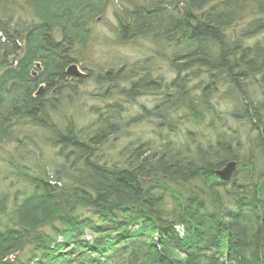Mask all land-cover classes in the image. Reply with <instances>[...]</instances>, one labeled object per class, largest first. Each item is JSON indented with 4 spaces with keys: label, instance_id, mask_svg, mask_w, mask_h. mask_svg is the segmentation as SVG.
<instances>
[{
    "label": "trees",
    "instance_id": "obj_1",
    "mask_svg": "<svg viewBox=\"0 0 264 264\" xmlns=\"http://www.w3.org/2000/svg\"><path fill=\"white\" fill-rule=\"evenodd\" d=\"M107 5L0 0V264H264V0L119 7L95 71Z\"/></svg>",
    "mask_w": 264,
    "mask_h": 264
},
{
    "label": "rangeland",
    "instance_id": "obj_2",
    "mask_svg": "<svg viewBox=\"0 0 264 264\" xmlns=\"http://www.w3.org/2000/svg\"><path fill=\"white\" fill-rule=\"evenodd\" d=\"M142 2L143 0H108L107 9L94 22V41L92 42L90 48H88L84 54L80 55V58L84 59L88 68L99 71L108 70L112 66H116L115 68L119 69L121 67H119V65L117 66L119 62H116L115 55H119L120 58L123 57V62H134L151 55L153 46L151 43L145 41H135L125 46H119L109 40L112 43L111 46L108 43L100 45L101 41L105 42L104 38L109 39L110 37L113 39L114 35L111 30H113L116 25V15L118 11H120L119 7L129 8L131 3L141 4ZM118 60L119 59H117V61ZM111 62L112 66L110 65ZM124 64L125 63H122L121 66ZM127 65L126 68H129ZM75 66H77L78 71H80L83 75L85 74L81 65L75 64Z\"/></svg>",
    "mask_w": 264,
    "mask_h": 264
},
{
    "label": "water",
    "instance_id": "obj_3",
    "mask_svg": "<svg viewBox=\"0 0 264 264\" xmlns=\"http://www.w3.org/2000/svg\"><path fill=\"white\" fill-rule=\"evenodd\" d=\"M67 74L75 77H82L83 74L78 71L77 66L72 65L69 67ZM236 164L234 162L229 163L224 169L217 172V176L224 182H228L231 180L233 173L235 172Z\"/></svg>",
    "mask_w": 264,
    "mask_h": 264
}]
</instances>
